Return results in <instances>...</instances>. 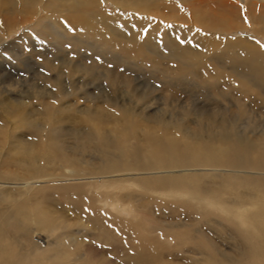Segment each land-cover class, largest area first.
<instances>
[{
    "label": "bare ground",
    "instance_id": "bare-ground-1",
    "mask_svg": "<svg viewBox=\"0 0 264 264\" xmlns=\"http://www.w3.org/2000/svg\"><path fill=\"white\" fill-rule=\"evenodd\" d=\"M107 1L117 4L116 10L109 9ZM152 1L154 7L166 15L178 12L173 16L178 22L171 24L164 15L162 18L149 14L146 6ZM172 1L175 0H0V40H5L6 35L23 24L35 22L39 30L56 40L62 36L50 26L60 21L77 31H92L97 40V36L105 40L107 34L113 37L114 23L126 24L133 19L141 25V31L148 25V42L161 33L170 38L166 45L162 44V51L158 48L161 43L156 41L155 49L148 48V54L146 43H141V39L136 40L134 36L127 39V44V40H123L134 56L138 54L144 64L153 67L150 72L159 73L168 85L195 78L201 82L206 100L232 101V105L225 108H220L221 103L217 101L219 104L206 109L196 100L192 105L179 104L177 99L175 104L173 99L172 104L165 102L166 107L159 112H173L180 117L174 118L171 113L169 119L155 123L152 116L159 112L139 111L131 100L121 104L107 99L97 107L77 110L70 102L68 105L67 101L59 102L69 95L59 91L58 96H47L55 102L41 96L44 97L43 102L39 101L41 120L35 121L32 111L27 110L29 103L9 97L11 94H7L8 98L0 97V264H42L46 257L40 239L36 242L33 237L37 227L52 228V221L37 210L35 214L39 216L35 225H31L29 191L36 190L52 177L47 167L49 161H60L62 168L68 166L69 175L77 180L102 176L107 178L108 184H115V194L121 193L116 197L119 200L114 202L108 197L100 200L107 205L108 214L118 206L115 209L132 214L137 221L145 218L148 232L136 228L131 232L138 246L135 260L137 257L140 262L145 260L144 264H153L161 255L164 242L171 240L177 248L186 245L201 254L197 261L202 264H264V131L257 134L249 129L255 124L251 118L264 115V47L256 39L259 34L264 35V0H245L243 6L239 4L243 0H216L223 12L211 7L204 9L206 0H183V10L191 8L189 15ZM42 15V21L37 22L35 17ZM197 18L202 27L195 25ZM244 21L257 22V26L249 29ZM240 30L251 32L241 37L232 36V32ZM117 31L123 30L117 28ZM70 38L71 45L85 43L77 37ZM20 39L27 41L28 38L22 35ZM120 60L126 62L124 58ZM99 61L106 64L102 65L106 81L132 90L135 105L146 98L145 90L134 88L137 87L133 85L134 79L107 69V56L99 57ZM95 63H92L93 68H96ZM78 67L72 70H85ZM92 67L89 66L88 73H95ZM252 113L257 116L253 117ZM64 123L77 124L73 125V131H64ZM33 125L41 132L36 140L31 133ZM68 136L73 139L72 143ZM94 154L99 159H91ZM126 180L130 181L129 185L122 183ZM124 198L130 201L122 202ZM153 209H158L160 214L191 220L197 228L189 227L191 224L186 225L182 218L167 222L158 217L153 219L150 214L145 216ZM202 223L219 238L229 233L236 239L240 244L236 253L223 250L202 230L199 225ZM122 224L130 230L124 220ZM154 232L158 234V241L152 235ZM56 245L63 249L61 246L65 243L56 242Z\"/></svg>",
    "mask_w": 264,
    "mask_h": 264
},
{
    "label": "rangeland",
    "instance_id": "rangeland-1",
    "mask_svg": "<svg viewBox=\"0 0 264 264\" xmlns=\"http://www.w3.org/2000/svg\"><path fill=\"white\" fill-rule=\"evenodd\" d=\"M171 3L178 6L177 8H179V5H181L182 12L188 15L190 14V7L186 8V11L183 10V5L185 4L183 0H175ZM140 4L145 6L142 2H140ZM149 4L150 5H148V7L146 6V8H148L147 10H149V14L154 15L155 17H162V15H164L165 17H168L167 20H169V22L172 21L170 22L171 24H176V22H178V20L173 18L174 14H179L178 12L174 11V13L166 15L163 11H161L160 9V11H158L154 7L153 1ZM239 4L243 6L244 4H246V1H240ZM106 5L110 7L109 9L116 10L117 4L113 3L112 1H107ZM191 5L192 3H188V6ZM218 6L219 4L216 2V0H214V2H212L211 0H206L205 4H203L202 7L204 9L206 7H211L215 9V11L219 10L220 12H223L221 8H218ZM257 6L259 7V5ZM129 10L130 9H128V11ZM157 11L160 14L155 13ZM43 17V15L37 16L35 17V19L38 22L42 21ZM127 22L129 26H127ZM127 22L126 24H124V22H117L118 25L120 24L119 26L117 25V23H114L115 25H112V28L116 27L115 30L113 29L116 37H114V34H112L113 37L107 34V37L110 40L108 38L105 40L109 41H105L103 40V38L100 39L101 37L99 38V36H97V40L96 35H94L92 31L90 32L89 30H82V32L79 30V32L76 29L71 28L70 26L66 27V25H64V22L61 21L58 22V24L55 23L50 26V28H52V31L54 30L56 33L62 36V38L56 37V40H52L43 31L39 30L36 22L32 24H23L17 29V31L6 35L5 40H0V92H3L2 90H4V94L0 93V97L6 98L7 94L8 96L11 94V96L9 97L13 98L14 96V98H16L17 100L29 103V107H27V110L32 111V118L35 121L41 120L39 116V112L41 111L39 110V105L40 102H43L44 98H42L41 96H45L44 100L52 102L54 99L50 100L49 97H51L53 94H55V96L60 95L59 91L69 94L67 95L66 99L64 98L59 102L65 103L67 101L65 103L66 105H68V102H70V104L77 106V110H79L80 108H86V106L93 107L96 105L97 107L107 99L114 100L121 104H123L124 102L128 103L131 100L133 102V105L136 106V109L147 113H157L159 112V110L163 111V109L166 107L165 102L168 104H172V102L174 101L173 99H175V102H173L175 104L177 99V103L179 104L190 103L192 105L196 100V103H199V106H205L206 109L211 108V105H217L218 102L222 104H220V108H223L224 106L227 107V105L229 106L230 103V106L232 105V101L230 103L228 102L230 100L226 102L222 99H220L219 101L217 100L218 102L216 101V99L212 101L206 100L202 95L203 91H201V82L197 81V79L195 78L192 80L188 79L189 81L185 80L184 82H180L177 84H175L176 82H173L174 85H168L166 83V80L162 76H160L159 73L156 74L154 72H150L152 71L153 67H151L148 63L144 64L138 54L134 56L131 51L128 50L129 44L128 46L126 45L128 43L127 39H134V36L136 37V40L138 38L141 39V43H146L148 54V48H152L153 45L156 46L154 44L156 41L159 44L161 43V45H158V48L160 47L159 50L162 51V44L166 45V43L169 42L170 38L169 36L165 37V35H162L161 33V35L155 38V40L150 39V41L148 42L149 39H147L148 36L146 35L147 31L149 32V30L147 29L148 25L141 31V25H137V21L130 19ZM135 22L137 23L134 24ZM195 22L198 23H196L195 25L202 27L201 22L198 20V18L195 19L194 23ZM43 23H45V20L43 21ZM61 23L63 25H61ZM256 23L257 22L253 23V21H244V25L247 26L249 24V29H252L251 26L256 27ZM53 25L55 29L53 28ZM117 28H119V31L123 30L122 32L125 35L122 32L119 33L117 31ZM88 31L90 33L89 35L87 33ZM111 32L113 33V31H108L109 34H111ZM250 32L251 30H240L239 32L235 31L232 32V36L234 35L233 37H241L242 35ZM63 33L65 34L63 35ZM78 33L82 34L83 36L81 35L80 37ZM118 33H122V36L120 35V37ZM134 33H137V35H135ZM76 34H78V36ZM22 35L28 38L27 41H23L21 39L19 40L20 36ZM109 36H111V38H114L113 41L117 43H113L112 39ZM126 36L128 37L126 38ZM70 37H77L79 40L82 39V41H84L85 43L80 46L74 44L71 45L72 41L69 40H71L72 38ZM116 38H118V41L120 42H122L123 40L127 41H123L122 44L124 45L121 44L120 46V42H118ZM119 38H122V40H119ZM145 39L147 40L145 41ZM256 39L264 47V35L259 34ZM147 42L149 43L148 45H151L148 46ZM91 45L95 47H92ZM116 48L120 49L118 50ZM96 53L98 54L96 55ZM99 53H101L102 56H98L101 55ZM127 53L129 54L126 55ZM112 55L114 57L116 55L117 58H114ZM105 56H107V61L110 62V64H108L109 62L107 63L108 70L114 69L116 72H119L121 76H127L131 79H134L135 81H133V85H137V87L134 86V88L139 89V91H146L144 92L146 98L142 102L135 105V99L132 98L134 97L132 94V90H128V87L120 83H113L108 80L106 81V79L102 75L105 70L102 68V65L105 66L106 64H104V61H99V57L105 58ZM87 58L91 59H88L90 62L87 60ZM122 58L126 60L125 63L120 60ZM118 60L121 61L119 62L121 63V66L118 63ZM98 61L101 65L98 63ZM50 62L53 64V66H51ZM92 63H95L96 68L92 67L94 66ZM128 63L131 64L128 65ZM89 66L93 68V72L95 73L87 72ZM72 67H78L82 69L85 68V70L78 72L77 70H72ZM55 82H58V85L55 84ZM65 90H67L68 92ZM254 93L256 94L255 91ZM156 99L158 100L156 101ZM53 102H55V100ZM130 104L132 105V103ZM238 105L242 106V104L240 103H238ZM214 108L212 110H214ZM179 110L183 109L180 108ZM171 113L173 114L172 116H174V118L180 117L179 115H174L175 113L173 112H159L158 114H154L151 120L152 122L156 123V120L163 121L165 119H169ZM232 114L234 115L236 113L232 112ZM252 116L255 117L257 115L255 113H252ZM190 118L194 119L195 116L190 115ZM251 121L255 122V124H253L254 126L249 128L250 130H252L250 131L251 133L254 132L259 134L264 131V115L262 117L251 118ZM76 124L77 123H74L73 125ZM73 125L71 123H64L62 127L64 128V131H73ZM83 128L84 126L81 128L79 127V130H82ZM31 133L34 135V140L38 139L41 136V132L38 129L37 125H33ZM25 134L30 135L27 132ZM68 137L69 139L71 138V136ZM69 141H71L72 143L73 139H70ZM36 150L38 151V149ZM93 157L95 159H99V156L97 154H94L90 158L94 160ZM32 162L40 163L45 161L32 160ZM47 167L49 170V174L52 175V177L45 180L42 185H39L36 188V190L29 191V196H31L30 203H32L30 210L33 214L31 218V225H35V222L37 221L36 217L39 216L35 214L37 210L41 211L43 213V216L50 217L52 221V228L47 227L44 229H40L37 227L33 237L36 242L38 241V239H40L41 246H43L44 248L46 257L44 258L42 264H144V262H146L145 260H142L141 262L138 261L137 257V261L135 260L134 255H137V250L135 249L138 246L137 242H134L132 236L133 234L131 233L134 230L133 228H136V230L141 229L145 232H148V224L144 220L145 218L142 217L141 220L137 221L134 216L132 217V214H124L115 209L116 207L119 208L118 206H114L113 211L111 210V214L113 215L108 214L107 205L100 201L107 197L111 200H114V202H117V200H119L116 199V197L118 198V195L121 193H118V191L117 194H115V184H108L107 178L102 176L82 177L81 180H77L73 176L69 175L70 173L68 171V166H64L62 168L60 161H49L47 162ZM122 183L125 185H129L130 181L126 180ZM121 201L128 203L130 200L128 201L124 198V200L121 199ZM143 214L145 215V213ZM147 214H150L153 219L158 217V220L167 222L172 220L179 221V219L182 218L174 217L173 215L167 213L160 214V211L158 209L151 210V212L146 213L145 216H147ZM114 215L118 217H115ZM182 219L186 225L191 224L189 227H193V229L197 228L195 224L192 225L193 223L191 220L185 218ZM123 220L129 225L130 230L125 229L126 227L122 224ZM117 221L120 222L118 223ZM117 224L118 226L120 224L121 225L117 227ZM199 225H201V228L205 231V233L213 238V241H215L219 246L221 245L220 247L223 250L226 249L229 253L235 254L237 248L240 247L239 242L236 239L233 240L229 233H225L221 236V238H219V236L208 225H204L203 223ZM152 235H154L153 237L156 239V241H158V234L154 232ZM56 242H60V244L61 242H64L65 246H61V248L63 249L58 248ZM67 246L75 247L70 249ZM128 246H131L133 248L130 247L131 250H128ZM180 247L181 248H177L175 246V242L166 240L163 244L161 255H159V258L153 264H166L171 262L172 264H202L197 261L201 258V254H198L192 249H188L186 245ZM132 249L134 250L132 251ZM49 255L52 257H47Z\"/></svg>",
    "mask_w": 264,
    "mask_h": 264
}]
</instances>
